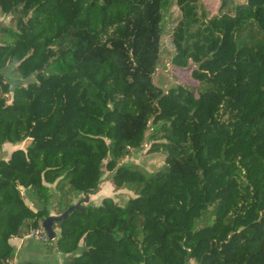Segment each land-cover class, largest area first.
Returning <instances> with one entry per match:
<instances>
[{
    "label": "trees",
    "instance_id": "obj_1",
    "mask_svg": "<svg viewBox=\"0 0 264 264\" xmlns=\"http://www.w3.org/2000/svg\"><path fill=\"white\" fill-rule=\"evenodd\" d=\"M208 1L0 0V264L106 171L127 192L53 220L59 264H264V0Z\"/></svg>",
    "mask_w": 264,
    "mask_h": 264
},
{
    "label": "rangeland",
    "instance_id": "obj_2",
    "mask_svg": "<svg viewBox=\"0 0 264 264\" xmlns=\"http://www.w3.org/2000/svg\"><path fill=\"white\" fill-rule=\"evenodd\" d=\"M208 1V0H207ZM239 0H231V2L235 3ZM209 2V1H208ZM218 6V0H215V3L212 2L211 5V11L212 13L216 11V7ZM175 10V9H174ZM176 14L178 13V10L176 8ZM5 22H8L9 18L5 17V19H3ZM161 49L163 48V50L167 49L170 50V42H169V38L168 37H162L161 38ZM164 58L166 57V54H163ZM166 67L165 69L162 71L161 67H158L157 70L154 71L153 74V78H154V82L161 84L164 88H168L169 86H171L172 84L177 83L178 81H185V82H193V80L190 78V71L188 69L186 70H171L170 64L167 61V63L165 64ZM7 71V70H6ZM8 72V71H7ZM173 76H176L178 81H175L173 79ZM149 145H145L144 150L140 151L139 153L132 155L131 157H126L125 160L127 161H132V162H136L139 163L141 165H143L146 169H148L149 171H154L156 169H158L161 165H162V160H163V153L161 152H148ZM109 172L106 171L103 175H102V179L99 183L98 188L93 191L92 193L87 194V196L89 197L88 201H83V197L85 196L84 194H81L80 197V201L84 204L86 203H91V200H94L95 203H97L99 200L101 201L104 197L106 196H110L112 197L114 200L118 201V198L121 199V197H119V194L121 192H127V190L122 189V190H114L112 184L109 182V180H107V176H108ZM92 195H96L95 197L92 198ZM90 198H92L90 200ZM79 201V200H78ZM187 264H195L194 261H190Z\"/></svg>",
    "mask_w": 264,
    "mask_h": 264
},
{
    "label": "crops",
    "instance_id": "obj_3",
    "mask_svg": "<svg viewBox=\"0 0 264 264\" xmlns=\"http://www.w3.org/2000/svg\"><path fill=\"white\" fill-rule=\"evenodd\" d=\"M2 19H5V16L0 12V20ZM8 71L10 72V70ZM12 77L13 75L10 74L9 79L11 81H12ZM15 80L16 79H14V81ZM23 147H24V142L16 143V144L4 142L0 149V157L6 159L9 157L10 153L14 149L23 148ZM20 191L24 198L25 203L31 209L36 210L42 206L40 202L35 200L32 193L29 191L27 187L20 186ZM95 196L96 195H92V198ZM92 198H90V200ZM99 202L100 200L97 203H95L94 200H91V203L93 204H98ZM50 214L53 215L54 213L50 211ZM9 243L12 245V248L14 249L15 264H26L27 262H32L35 264H59V262L63 258L62 253L48 249L41 241L32 237H28V236L12 237L9 239Z\"/></svg>",
    "mask_w": 264,
    "mask_h": 264
},
{
    "label": "water",
    "instance_id": "obj_4",
    "mask_svg": "<svg viewBox=\"0 0 264 264\" xmlns=\"http://www.w3.org/2000/svg\"><path fill=\"white\" fill-rule=\"evenodd\" d=\"M88 196L86 195L82 200L83 201H88ZM82 201V202H83ZM80 200L78 202H76L75 204H73L72 206H70L64 213L58 215V216H55V215H51V216H48L46 219H44L42 221V226L44 227V229L46 230V232L48 233L49 237L51 238H54L55 235H56V232L55 230L53 229V220H59V219H62L63 217H65V215L71 211L74 207H79L81 206L83 203H82Z\"/></svg>",
    "mask_w": 264,
    "mask_h": 264
},
{
    "label": "built area",
    "instance_id": "obj_5",
    "mask_svg": "<svg viewBox=\"0 0 264 264\" xmlns=\"http://www.w3.org/2000/svg\"><path fill=\"white\" fill-rule=\"evenodd\" d=\"M26 236L35 238V239L41 241L42 243H47V244H51L52 241L55 240V237L54 238L49 237L48 233L44 229L30 232ZM9 264H15L14 260L10 261Z\"/></svg>",
    "mask_w": 264,
    "mask_h": 264
}]
</instances>
